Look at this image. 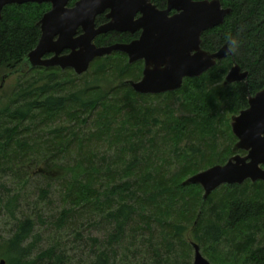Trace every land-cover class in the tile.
I'll use <instances>...</instances> for the list:
<instances>
[{
  "label": "trees",
  "instance_id": "obj_1",
  "mask_svg": "<svg viewBox=\"0 0 264 264\" xmlns=\"http://www.w3.org/2000/svg\"><path fill=\"white\" fill-rule=\"evenodd\" d=\"M220 1L232 10L222 24L203 32L201 46L216 51L236 40L237 50L199 77L185 78L179 89L159 94L139 93L125 83L142 76L143 61L129 63L121 51L96 58L81 75L59 66L21 70L40 39V19L51 4L5 6L0 19V71L4 76L19 74L25 82L0 110V149L18 155L30 150L22 135L44 125L53 132L46 140L53 138L59 149L74 147L78 156L64 167L72 174L68 198L74 206L107 207L116 235L136 222L135 213L141 210L144 226L150 229L153 221L158 223L162 240L179 245L177 256L187 258L186 264H191L192 251L184 238L187 224L213 264H264V181L223 184L206 200L200 184L184 183L235 154L231 117L247 108L249 98L264 87V0ZM106 21L105 14L96 18L97 25ZM138 36L112 31L94 41L107 45ZM234 64L248 76L225 85ZM30 71L34 75L29 76ZM102 148L104 176L114 183L100 190L92 182L103 174V163H95ZM58 169L62 168L45 166L44 175L62 176ZM69 209L62 211L59 226ZM32 229L31 219L20 223L9 240L6 261L39 264L47 256L46 264H63L64 257L49 249L29 258L31 245L24 243ZM91 264L117 262L100 251Z\"/></svg>",
  "mask_w": 264,
  "mask_h": 264
},
{
  "label": "water",
  "instance_id": "obj_2",
  "mask_svg": "<svg viewBox=\"0 0 264 264\" xmlns=\"http://www.w3.org/2000/svg\"><path fill=\"white\" fill-rule=\"evenodd\" d=\"M71 1L0 0V19L3 8L10 4H51L40 19V39L21 70L59 66L81 75L96 58L121 51L129 63L144 61L141 78L125 83L139 93L159 94L179 89L185 78L199 77L230 54L227 43L216 51L201 46L203 32L222 24L232 10L220 0H167L165 9L150 0H76L70 5ZM171 10L176 12L170 15ZM106 11L108 21L97 25V16ZM112 31H140V35L130 42L95 43L98 35ZM247 76L248 71L234 64L224 84L244 81ZM231 128L237 137L235 154L224 164L201 170L184 181L200 184L203 200L223 184L264 181V87L249 98L247 108L231 117ZM192 246V264H213L202 254L200 244L192 242ZM4 263L2 259L0 264Z\"/></svg>",
  "mask_w": 264,
  "mask_h": 264
},
{
  "label": "rangeland",
  "instance_id": "obj_3",
  "mask_svg": "<svg viewBox=\"0 0 264 264\" xmlns=\"http://www.w3.org/2000/svg\"><path fill=\"white\" fill-rule=\"evenodd\" d=\"M28 75L34 74L30 71ZM3 77L4 71L1 69L0 110L14 98L13 94L18 86L25 82L24 77L19 74ZM52 135L53 132H50L48 127L41 125L32 128V131H25L22 135L30 142V150L23 149L18 155L10 151L5 153L0 149V261L4 259V264H10L4 256L8 252L9 240L16 233L20 223L28 218L33 221V229L24 244L31 245L29 258L32 260L36 259L41 251L49 249L64 257L63 264H91L100 251L108 252L117 264L187 263V258L183 261L177 256L179 245L162 240L158 223L153 221L150 229L144 226L145 218L139 215L141 210L135 213L136 222H130L124 232L116 235L118 231L113 219L107 214V207L89 203L74 206L67 194L72 174L64 167L66 164H73L78 156L74 147L63 150L53 142V138L46 140ZM34 150L35 153L32 152ZM103 150L100 149L98 157L95 158L96 164L103 163V166L100 165L103 174L92 182L93 187L100 190L114 183V180L104 176L107 167L106 162L102 161ZM109 157L110 155L105 156L108 162ZM54 165L62 168L58 170L63 175L45 176L43 168ZM176 168L177 165L171 172ZM120 179L117 176V181ZM66 208H70L68 215L62 226H59L57 220ZM184 238L192 248L189 258L192 264V242L199 244V240L195 237L191 224H187ZM201 252L209 260L202 248ZM48 260L49 257H43L39 264H46Z\"/></svg>",
  "mask_w": 264,
  "mask_h": 264
},
{
  "label": "flooded vegetation",
  "instance_id": "obj_4",
  "mask_svg": "<svg viewBox=\"0 0 264 264\" xmlns=\"http://www.w3.org/2000/svg\"><path fill=\"white\" fill-rule=\"evenodd\" d=\"M153 4H155L159 9H165L166 7H167V0H161L160 2H159V0H150ZM73 4H74V2H73ZM72 4V5H73ZM176 11L175 10H171L170 11V15H172V14H174ZM106 13H107V11L105 12V13H102V14H105V16H106ZM138 16H140V13H138L137 15H136V18L138 17ZM106 19H107V17H106ZM107 21H108V19H107ZM105 23V22H104ZM126 32H128V31H126ZM130 33V32H129ZM135 33H138L139 35H140V31H136ZM135 33H131V34H135ZM137 38V37H136ZM135 39V38H134ZM143 61V60H142ZM143 67H144V61H143ZM246 152V151H245ZM246 154V153H245Z\"/></svg>",
  "mask_w": 264,
  "mask_h": 264
},
{
  "label": "clouds",
  "instance_id": "obj_5",
  "mask_svg": "<svg viewBox=\"0 0 264 264\" xmlns=\"http://www.w3.org/2000/svg\"><path fill=\"white\" fill-rule=\"evenodd\" d=\"M238 48V41L236 40H230L229 41V51L235 52Z\"/></svg>",
  "mask_w": 264,
  "mask_h": 264
}]
</instances>
